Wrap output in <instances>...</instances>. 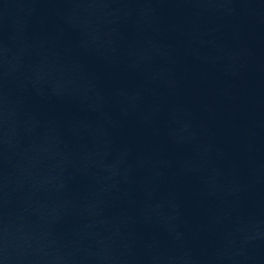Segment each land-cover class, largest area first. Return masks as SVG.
<instances>
[{
	"label": "water",
	"instance_id": "95a60500",
	"mask_svg": "<svg viewBox=\"0 0 264 264\" xmlns=\"http://www.w3.org/2000/svg\"><path fill=\"white\" fill-rule=\"evenodd\" d=\"M0 264H264V0H0Z\"/></svg>",
	"mask_w": 264,
	"mask_h": 264
}]
</instances>
